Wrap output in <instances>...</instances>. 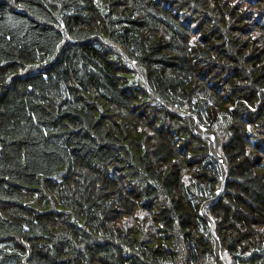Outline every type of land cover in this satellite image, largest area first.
<instances>
[{
    "label": "trees",
    "instance_id": "16d2710c",
    "mask_svg": "<svg viewBox=\"0 0 264 264\" xmlns=\"http://www.w3.org/2000/svg\"><path fill=\"white\" fill-rule=\"evenodd\" d=\"M0 264H264V0H0Z\"/></svg>",
    "mask_w": 264,
    "mask_h": 264
},
{
    "label": "rangeland",
    "instance_id": "374dc122",
    "mask_svg": "<svg viewBox=\"0 0 264 264\" xmlns=\"http://www.w3.org/2000/svg\"><path fill=\"white\" fill-rule=\"evenodd\" d=\"M250 26H251V23H250ZM226 140V137H224V136H222L221 137V141L220 142H224ZM220 144V143H219ZM219 144H217V150H219ZM140 212L142 213V212H145V210H143V209H140ZM134 221V219H132V220H130V222L132 223ZM227 255L225 254V252H223V253H220V261H221V259L222 260H224L226 263H228L229 262V258H227L226 257Z\"/></svg>",
    "mask_w": 264,
    "mask_h": 264
}]
</instances>
